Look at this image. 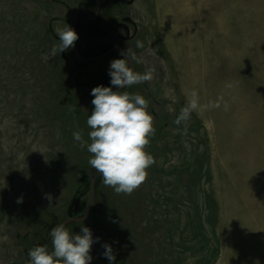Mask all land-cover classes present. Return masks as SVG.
<instances>
[{"label": "rangeland", "instance_id": "obj_1", "mask_svg": "<svg viewBox=\"0 0 264 264\" xmlns=\"http://www.w3.org/2000/svg\"><path fill=\"white\" fill-rule=\"evenodd\" d=\"M101 1L0 0V264L51 250L50 229L85 214L93 178L82 222L107 232L114 264H264V0H107L94 17ZM81 8L91 17L78 13L79 53L123 46L134 71L154 70L151 82L121 89L146 98L155 128L146 149L155 163L130 195L105 186L73 138L80 130L90 143L79 94L111 87L122 51L49 58L55 29L72 28ZM191 100L196 109L175 124Z\"/></svg>", "mask_w": 264, "mask_h": 264}, {"label": "clouds", "instance_id": "obj_2", "mask_svg": "<svg viewBox=\"0 0 264 264\" xmlns=\"http://www.w3.org/2000/svg\"><path fill=\"white\" fill-rule=\"evenodd\" d=\"M55 32L60 43L58 48L53 47L49 58L56 56L57 51L61 53L74 47L79 38L67 24L55 29ZM137 47H142V44L137 42ZM121 56L123 58L110 62L111 87L100 85L91 90L94 108L87 118V125L91 129L88 133L90 143L84 141L80 130L73 132V138L82 148L87 147L91 154L88 163L101 175L103 184L112 187L117 194L130 195L146 181L147 169L155 163L153 155L146 150L155 128L146 98L121 89L151 82L154 70L148 69L143 73L134 71L132 64L136 57L128 48L121 52ZM192 95L194 97L195 93ZM196 107L194 100H191L174 123L180 125L186 122ZM45 198L51 206L54 199L52 194H45ZM22 202V197L17 199V203ZM77 222L82 224L79 233L69 231L64 223L52 227L49 232L51 250L47 245L34 246L28 251V264H90L92 245L99 242V238H93L92 231L84 226L82 220L77 218ZM103 248L102 255L109 264H114L116 257L112 247L104 244Z\"/></svg>", "mask_w": 264, "mask_h": 264}, {"label": "water", "instance_id": "obj_3", "mask_svg": "<svg viewBox=\"0 0 264 264\" xmlns=\"http://www.w3.org/2000/svg\"><path fill=\"white\" fill-rule=\"evenodd\" d=\"M105 1H107V0H102V1L99 3V5H98V7H97V9H96V13H98L99 9L101 8L102 4H103ZM81 10H85L86 12H88V10H87L86 8H81V9H79V10L77 11V13H76V15H75V18H74V21H73V24H72V29H74V27H75V24H76V21H77V18H78V13H79ZM73 48H74V50H75L77 56L80 57L81 59L85 60V61H94V60H97V59L104 58V57L110 55L112 52L117 51V50H118V51H126V50H127V49H126L125 47H123V46H115V47L110 48L109 50H107V51L104 52L103 54H100V55H98V56H96V57H93V58H85L84 56H82V55L76 50V46H75V45H74ZM129 62H130V64H131V60H130ZM132 67H133V69H134V63L132 64ZM93 88H94V87H88V88L83 89V90L80 92L79 97H78V98H79L80 106L82 107V109H83L85 112H88V113H92L93 110H90V109H88V108L85 107L82 98H83V94H84L86 91H88V90H92ZM114 89H115V88H114ZM94 180H95V179L93 178V180H92V182H93V186H92V191H91V203H93L94 196H95ZM90 209H91V206L89 207V210H88V212H87V214H86L85 216H87V215L89 214ZM74 220H76V219H74V218L68 219V220H66V221L64 222V224H66V223H68V222H71V221H74ZM100 232H102L103 235H104V237H105V240H104V243H103V245H104V244H106V241H107V234H106L105 232H103V231H100ZM103 245L101 246V248H100V250L97 252V254H96L95 256L92 257L91 262H93L95 259H97L98 256L104 251ZM91 262H90V263H91Z\"/></svg>", "mask_w": 264, "mask_h": 264}, {"label": "flooded vegetation", "instance_id": "obj_4", "mask_svg": "<svg viewBox=\"0 0 264 264\" xmlns=\"http://www.w3.org/2000/svg\"><path fill=\"white\" fill-rule=\"evenodd\" d=\"M85 11V10H84ZM99 11H100V9H99ZM99 11H98V13H96L95 12V16L94 17H97L98 16V14H99ZM88 14V16L89 17H91V15H90V12H88L87 13ZM76 45V44H75ZM115 47V46H114ZM112 48V47H111ZM109 50V49H108ZM81 54V53H80ZM82 55V54H81ZM83 56V55H82ZM85 58H89V57H86V56H84ZM114 90H120V89H114ZM83 96H84V94H83ZM83 99V98H82ZM83 103H84V101H83ZM85 105V104H84ZM87 108V107H86ZM89 109V108H88ZM90 110H92V109H90ZM95 180H94V188H95V196H94V200H93V203H91V194H90V204H89V206H88V208H87V210H86V212H85V214L83 215V216H81V217H79V219L80 220H82V221H84L89 215H90V213L92 212V209H93V207H94V202H95V198H96V193H97V184H96V178H94ZM92 186H93V182H92V185H91V191H92ZM91 206V209H90V212H89V214L87 215V216H85L86 214H87V212H88V210H89V207ZM68 219H71V218H68ZM68 219H66V220H68ZM74 219H76V220H74V221H71V222H68V223H66V225H68V224H71V223H75V222H77V218H74ZM65 220V221H66ZM64 221V222H65ZM63 222V223H64ZM100 231H103V232H105L106 234H107V232L106 231H104V230H102V229H98V230H95V231H92V234H93V236L95 235V234H103L102 232H100ZM107 237H108V234H107ZM105 238V237H104ZM105 240V239H104ZM101 248V247H100ZM100 248H99V250H100ZM98 250V251H99ZM97 251V252H98ZM97 254V253H96ZM95 254V255H96ZM102 254V253H101ZM100 254V255H101ZM94 255V256H95ZM99 255V256H100ZM99 256H98V258H99ZM93 257V256H92ZM97 258V259H98ZM97 259H95L94 261H96ZM93 261V262H94ZM92 263V262H91Z\"/></svg>", "mask_w": 264, "mask_h": 264}]
</instances>
